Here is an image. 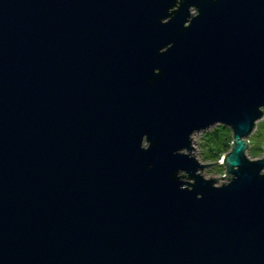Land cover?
<instances>
[{
  "label": "water",
  "instance_id": "obj_1",
  "mask_svg": "<svg viewBox=\"0 0 264 264\" xmlns=\"http://www.w3.org/2000/svg\"><path fill=\"white\" fill-rule=\"evenodd\" d=\"M263 115L264 0H0V264H264Z\"/></svg>",
  "mask_w": 264,
  "mask_h": 264
},
{
  "label": "trees",
  "instance_id": "obj_2",
  "mask_svg": "<svg viewBox=\"0 0 264 264\" xmlns=\"http://www.w3.org/2000/svg\"><path fill=\"white\" fill-rule=\"evenodd\" d=\"M262 120L261 122H263ZM262 124V123H261ZM256 129H262L263 131L261 132L264 138V126L263 124L256 127ZM200 139L201 143L199 144L201 149V154L205 160H210L213 163L216 162L218 159H220L222 154H225L229 148L230 145L229 143L232 141L231 138V133L229 129L223 125L217 124L211 128H209L206 131L201 132L200 134ZM247 139L246 145L249 148V155L252 157L257 156L258 151L260 148L257 146L255 147L254 145V140L252 139ZM264 142V139L263 141ZM253 145V146H250ZM221 164H219L220 166ZM223 166V165H222Z\"/></svg>",
  "mask_w": 264,
  "mask_h": 264
},
{
  "label": "rangeland",
  "instance_id": "obj_3",
  "mask_svg": "<svg viewBox=\"0 0 264 264\" xmlns=\"http://www.w3.org/2000/svg\"><path fill=\"white\" fill-rule=\"evenodd\" d=\"M262 120H264V115H263V117L262 118H260L259 120H256V123H255V126H254V129H253V131L251 132V134L248 136V138L247 139H253L254 140V146L255 147H259L260 148V150L258 151V154H257V156H254V157H252L251 155H249V148L248 147H246V149H245V154H246V156L248 157V158H256V157H259L260 155H261V153H262V144L261 143H263L262 141H263V135H262V129H256V127L258 126V128L260 127V125H262L263 124V126H264V121L263 122H261ZM262 123V124H261ZM200 134H201V132H198V133H194V134H192L191 135V146H192V148H194V151L192 150L191 152H192V154H193V156H194V158L198 161V162H200V163H202V164H209V163H213L212 161H210V160H205L204 158H203V156H202V154H201V147H200V143H201V141H199V139H200ZM245 139V138H244ZM246 139V140H247ZM250 140V141H251ZM194 141V142H193ZM250 146H253V145H251L250 144ZM219 160V159H218ZM217 160V161H218ZM219 164H221L220 166H219ZM223 164L222 163H216V164H212V165H208L206 168L204 167L202 170H201V172H200V174H202V176L204 177V178H208V177H219V176H222L223 174H224V166H222ZM225 180L226 179H224V178H218L217 179V181H215V184L217 185V184H220V182H225Z\"/></svg>",
  "mask_w": 264,
  "mask_h": 264
},
{
  "label": "bare ground",
  "instance_id": "obj_4",
  "mask_svg": "<svg viewBox=\"0 0 264 264\" xmlns=\"http://www.w3.org/2000/svg\"><path fill=\"white\" fill-rule=\"evenodd\" d=\"M192 153V152H191Z\"/></svg>",
  "mask_w": 264,
  "mask_h": 264
}]
</instances>
